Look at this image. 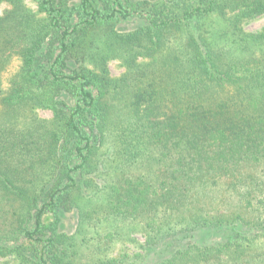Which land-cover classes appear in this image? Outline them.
<instances>
[{
	"label": "trees",
	"instance_id": "1",
	"mask_svg": "<svg viewBox=\"0 0 264 264\" xmlns=\"http://www.w3.org/2000/svg\"><path fill=\"white\" fill-rule=\"evenodd\" d=\"M26 1L0 0L4 264H76L108 217L144 251L97 264H264V0Z\"/></svg>",
	"mask_w": 264,
	"mask_h": 264
},
{
	"label": "rangeland",
	"instance_id": "2",
	"mask_svg": "<svg viewBox=\"0 0 264 264\" xmlns=\"http://www.w3.org/2000/svg\"><path fill=\"white\" fill-rule=\"evenodd\" d=\"M27 6L39 15L38 5L32 0L26 1ZM9 7L7 3L0 4V15ZM244 28L248 31H259L264 27V15L254 16L244 20ZM18 61L14 59L9 70L5 72V77L10 75V71L19 67ZM109 68L113 76H120L125 67L119 58H112L109 61ZM41 118H51L52 111L47 108L37 109ZM79 218L74 212H67L63 217V227L69 232H75L80 228ZM88 220V219H87ZM141 223L131 220L120 219L118 217L103 218L101 221H84L82 232H77V237L73 241L70 258L76 264H97V259L102 257H118L125 252L130 255L141 254L144 251L145 234ZM73 251V252H72ZM77 252V255L75 253ZM5 259H0V264H4Z\"/></svg>",
	"mask_w": 264,
	"mask_h": 264
}]
</instances>
